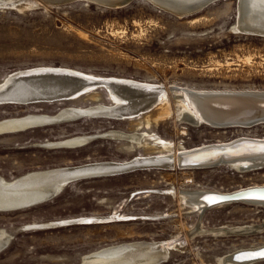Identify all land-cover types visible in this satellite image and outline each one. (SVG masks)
I'll list each match as a JSON object with an SVG mask.
<instances>
[{"label": "rangeland", "instance_id": "rangeland-1", "mask_svg": "<svg viewBox=\"0 0 264 264\" xmlns=\"http://www.w3.org/2000/svg\"><path fill=\"white\" fill-rule=\"evenodd\" d=\"M15 1L17 6L0 8V82L17 70L64 67L104 78L163 85L169 92L172 112L156 121L162 109L159 105L130 119L81 117L2 134L0 175L5 179L91 161H125L155 152L144 147L130 151L124 141L105 136L111 130L150 132L176 148L186 149L239 138L264 139V123L219 128L179 119L174 91L169 89L177 85L208 91L264 92V38L232 30L237 18L235 0H223L184 19L145 0H134L121 9H105L85 0L61 6L46 0H36L37 5L35 0ZM93 91L98 93L97 99L86 93L71 101L3 103L0 120L30 113L54 115L69 106L111 103L105 89ZM147 116L149 123L144 119ZM78 135L95 138L76 148L41 145ZM257 185H264V167L238 172L224 163L138 168L79 179L48 201L0 212V228L13 238L0 251V264H79L84 255L109 245L176 238L183 244L159 264H220L221 258L239 250L264 246V206L232 201L197 213L183 205L179 193L196 189L231 192ZM171 190L176 191L173 196L166 193ZM114 212L126 219L33 226L83 216L107 217ZM199 221L208 230L226 225L253 226L256 230L191 238L190 230ZM260 260L257 264H264V259Z\"/></svg>", "mask_w": 264, "mask_h": 264}, {"label": "bare ground", "instance_id": "bare-ground-1", "mask_svg": "<svg viewBox=\"0 0 264 264\" xmlns=\"http://www.w3.org/2000/svg\"><path fill=\"white\" fill-rule=\"evenodd\" d=\"M46 1L47 3H51L54 6L57 5V2L63 0H58V1L46 0ZM161 1H163L166 4L168 2L171 4L181 5L184 3H190L193 0H161ZM31 4H29V6H31ZM33 4L37 5L39 3L35 0ZM5 6H17V4L15 0H0V8ZM244 18H245L244 23L246 25L251 27H258V28L261 27L264 29V0H250L249 3H246ZM237 24L238 22L236 21L235 25L233 26L235 31H237L236 29H238ZM39 68H42L44 70H53V71H58L59 69L72 70L77 73L85 74L89 76V78H96V79L104 78L64 67L40 66ZM49 68H59V69H49ZM29 69L32 70V68ZM41 72L43 71L26 72V70L23 71L22 69L7 74L4 80L0 82V100H9L15 98L27 99V97H34L29 94H40V93L45 94L47 92L52 93L55 91L57 93V90L60 87V84L56 82L58 79L45 78L43 77L44 73ZM111 80L119 81L122 83H131V84H135L136 86L131 87V89L110 88L109 96L111 98V103L110 104L100 103V105L114 106V107L116 106L115 107L117 108L116 112L122 111L123 114L126 115L137 114L144 109H146L148 112L149 110L160 105L162 109L160 115L155 119L156 121H158L162 117H166L171 114L172 111L169 106L170 105L169 92L167 91V89L162 88L161 90H156L152 92L149 89H145L141 87L142 85H144L145 82H138L135 80L120 78V77H111ZM73 84L76 83H72L71 85V87H75V89L80 86V85L76 86ZM86 89L90 90V87ZM186 89L188 88L180 87V89H178L180 91L172 90L174 91L173 96L175 97V103L178 108L179 113L177 116L179 119H184V117L191 116L193 118V122L197 121L198 122L197 124H208L211 126H216L212 122H216L217 120L230 119V118L241 119L243 121H251L254 119L257 120L259 119L257 122H255V124L264 123V107H263L264 104H261L260 102L253 103V102H258L259 100L260 101L264 100V94L258 95V98L256 97L244 98L239 94H231L225 96L214 95L212 99L206 101L194 97L193 94L188 93ZM191 90L194 91L196 90V92H199L201 94L214 92L211 90L210 91L198 90V89H191ZM227 91L231 92L230 90ZM88 93L93 98L96 99L98 98L97 92L90 91ZM0 104L2 103L0 102ZM70 107L71 106L62 108L60 109L59 112H65ZM54 115H47V114L34 115L30 113L28 115L25 114V116L23 115L22 117L21 116L10 117V118L8 117L2 119L0 120V136L2 134L4 135L9 133L24 131L33 128L35 126L40 127V126L55 124V123L43 122V121L51 120V118H49L48 116H54ZM123 119H127V118H123ZM144 119H146L148 123L150 122V118L148 116L144 117ZM141 120L142 119L140 118L139 122H141ZM31 125L34 126L29 127ZM233 126L235 125L222 126V127L216 126V127L227 128ZM236 126L246 127V128L251 127V125L247 123L236 124ZM105 136L120 141H124L125 148L130 151L135 150V147H139V148L144 147V148L153 149L155 150V152L149 154H138L133 156L129 160H125V161H93V162L91 161L88 163L74 165V166L67 165L56 168L53 167L51 169L47 168L46 170H40V171H33V172L30 171V173L24 174L21 177H16L13 180H7L2 175H0V212L14 211V207H18L21 205H23L24 207L21 206L20 209L32 207V205L34 206L35 204H39L34 202L43 197H46L47 195L50 194L51 191L54 192L56 190L61 191L63 186L66 183H68V181H70L71 174L76 173L75 174L77 176L76 178H78L77 180H79L90 177L119 174L122 173V171L125 172L128 170H137L138 168L139 169H152V168L173 169L175 165H179L181 154H187L189 152L197 151L200 150V148L201 149L209 148L208 146L213 145V144L211 145L206 144L207 146L201 145L202 147L197 146L198 148L195 147L192 149H186L185 147L176 148V146L171 142L164 141L165 139L161 140L159 136H154L150 132L126 133L123 131L111 130L108 133L106 132ZM92 137L93 136L78 135V136L62 139L56 142L46 141L47 143L41 145L48 148H76L87 144L89 140L92 139ZM242 139H246V138H242ZM238 140H240V138ZM255 149L256 148H250L249 146L246 147L237 146L234 147L233 152L235 154L239 152H253V150ZM178 151L180 152L177 153ZM219 163L228 164L230 168L238 172L239 171L246 172L264 167V154H259L256 156H247L233 160H222ZM82 165H84V168H81V170L73 169L74 167H78ZM257 186H262V185H257ZM257 186H250V187H257ZM242 189L244 188L234 190L231 192H219L209 189L206 190L196 189L192 191L180 192L179 195H180V201H182L183 205L188 206V208H190L192 212L199 213L204 211V209L209 206L219 204L215 202L217 201L218 195L231 194L233 192H237ZM168 192L172 193L173 196L176 191L174 192L173 190H171V191H167L166 193ZM236 202H245L249 204L264 206V199L263 200L250 199V200H242ZM124 219H126L125 216H121L120 213L114 212L107 217L83 216V217L64 219L50 224L47 223V224L33 225V226L34 227H39V226L44 227L50 225L63 226L76 222L93 223V222H98L100 220L114 221V220H124ZM253 230H256V228H253V226L233 227L229 225L215 229L212 228L211 230H208L205 229L202 226V223L199 221V223L193 229L190 230L189 236L193 238L196 235H203L207 233H211L213 235H238V233H242V232L250 233ZM11 238H12L11 233L7 232V230L5 229L0 228V251L4 249V247L7 245V242H9ZM182 244L183 242L179 238L172 240H162V241L139 240L132 242H122V243L109 245L104 248L98 249L92 253L86 254L82 257L80 263L81 264H158L160 261H166L169 258L171 251H173L175 248H180ZM263 247L264 246H256V247H252L251 249L239 250L236 253L247 250H257ZM260 261L261 260L239 262L234 260L233 255H231L229 257L221 258L220 264H257V262Z\"/></svg>", "mask_w": 264, "mask_h": 264}, {"label": "water", "instance_id": "water-1", "mask_svg": "<svg viewBox=\"0 0 264 264\" xmlns=\"http://www.w3.org/2000/svg\"><path fill=\"white\" fill-rule=\"evenodd\" d=\"M58 1V0H55ZM72 1H78V0H63L57 2L56 6L64 5L65 3L72 2ZM87 2H91L94 4H97L98 6L105 8V9H121L125 8L128 5H130L134 0H85ZM146 2L150 3L152 6H154L156 9L166 12L170 14L171 16L178 18V19H184L190 16H193L195 14H198L199 12H202L206 8H208L211 5H214L218 2H221L223 0H193L190 3H184L181 5L171 4V3H164L161 0H145ZM236 1V13L237 18L236 21L238 22L237 27L238 29L236 33H240L242 35L246 36H255V37H262L264 38V29L261 27H251L244 23V16H245V5L246 3H249L250 0H235ZM232 30L235 31V29L232 27ZM49 69H59V68H49ZM25 71V70H23ZM33 72V71H43L41 73H44L45 78H52V79H58L56 82L60 84V87L55 92H47L45 94H29L34 97H27V99H9V100H0V102L3 104L5 103H14V104H32V103H38V102H56V101H71L79 96H82L90 91L96 90V89H105L108 94H110V88H128L131 89V87L136 86L135 84L131 83H122L119 81H113L111 78H102V79H96V78H89V76L81 73H77L72 70H65V69H59L58 71L53 70H44L42 68H32L26 69V72ZM54 72V73H53ZM72 83H76L73 85H80L78 88L75 89V87H71ZM148 86H147V85ZM90 90L86 89L89 88ZM142 88L149 89L150 91L154 92L156 90L164 89L163 85L158 84H149L144 83V85L141 86ZM171 90H178L180 89L177 85H172L169 87ZM186 91L190 94H193L194 97L199 98L200 100H206L209 101L212 99L214 95H231V94H239L244 98H258V95L264 94V92L259 91H247V92H241V91H227V90H217L213 93H204L201 94L199 92H196V90L186 89ZM235 92V93H233ZM28 96V95H27ZM240 96V97H241ZM111 100V98H109ZM239 99V96H238ZM261 103L264 104V100H259L258 102L253 103ZM259 105V104H258ZM257 106V105H256ZM116 107V106H115ZM114 106H104V105H97L93 107L88 108H74L70 107L65 112H58L54 116H48L51 118L49 121H43L47 123H60L65 121H71L75 119H79L81 117H102V118H112V119H123V118H134L139 116L140 114H143V112H147L146 109L140 111V113L137 114H123V112H116V109ZM264 107V106H263ZM146 110V111H145ZM191 117V116H190ZM184 117L185 120L192 124H197L198 122H193V118L191 117ZM48 118V119H49ZM256 120V121H255ZM259 120V119H258ZM257 119L251 120V121H243L241 119H225V120H217L216 122H212L214 125L222 127V126H231L236 124H250L253 125L255 122L258 121ZM40 123V122H38ZM37 124V123H35ZM34 125H31L29 127H32ZM27 127V128H29ZM26 128V129H27ZM92 138H95L92 137ZM237 146H249L250 148H256L253 150V152H239L234 153V147ZM209 148H203L197 151L189 152L187 154H181L180 156V162L179 167L187 168V167H200V166H208L213 164H219L222 160H233V159H239L242 157L247 156H256L259 154H264V140L263 139H240L235 140L230 143L225 144H216L208 146ZM126 167V166H125ZM81 168H84V165L74 167V170H81ZM123 168V167H122ZM124 169V168H123ZM122 169V170H123ZM121 170V171H122ZM125 170V169H124ZM127 170V169H126ZM131 171V170H128ZM124 172V171H122ZM126 172V171H125ZM87 173V172H86ZM76 174V173H75ZM75 174H71L70 181L66 183L62 190L73 181H76L78 178ZM104 175V174H102ZM89 177V176H86ZM61 190V191H62ZM61 191L56 190L51 191L49 195H44L46 197H43L34 203H41L43 201H48L49 199L55 197L58 195ZM250 199H264V186H257V187H249L244 188L242 190H239L237 192H233L231 194H225V195H218L216 203H224V202H232V201H242V200H250ZM29 205V204H27ZM26 205V206H27ZM24 207L23 205H21ZM21 206L14 207V210L20 209ZM8 210V209H7ZM11 210V209H9ZM13 210V209H12ZM8 244V242H7ZM7 246V245H6ZM5 246V247H6ZM4 247V248H5ZM3 250V249H2ZM1 250V251H2ZM236 258V259H235ZM233 259L239 262L244 261H254V260H260L264 259V247L257 249V250H247L243 252H239L236 254H233ZM163 261H160L161 263ZM158 263V264H159Z\"/></svg>", "mask_w": 264, "mask_h": 264}, {"label": "snow or ice", "instance_id": "snow-or-ice-1", "mask_svg": "<svg viewBox=\"0 0 264 264\" xmlns=\"http://www.w3.org/2000/svg\"><path fill=\"white\" fill-rule=\"evenodd\" d=\"M262 151H264V149H262Z\"/></svg>", "mask_w": 264, "mask_h": 264}]
</instances>
